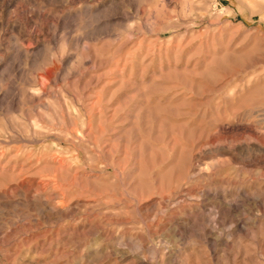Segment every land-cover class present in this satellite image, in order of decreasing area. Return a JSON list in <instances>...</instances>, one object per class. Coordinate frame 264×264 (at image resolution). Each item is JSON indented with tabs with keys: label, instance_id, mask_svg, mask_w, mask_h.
<instances>
[{
	"label": "rangeland",
	"instance_id": "rangeland-1",
	"mask_svg": "<svg viewBox=\"0 0 264 264\" xmlns=\"http://www.w3.org/2000/svg\"><path fill=\"white\" fill-rule=\"evenodd\" d=\"M0 264H264V0H0Z\"/></svg>",
	"mask_w": 264,
	"mask_h": 264
}]
</instances>
